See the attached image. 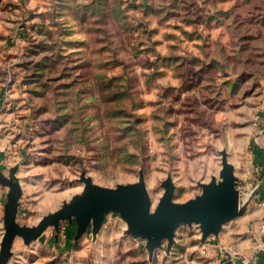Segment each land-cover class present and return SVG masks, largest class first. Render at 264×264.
Listing matches in <instances>:
<instances>
[{
    "label": "rangeland",
    "instance_id": "rangeland-1",
    "mask_svg": "<svg viewBox=\"0 0 264 264\" xmlns=\"http://www.w3.org/2000/svg\"><path fill=\"white\" fill-rule=\"evenodd\" d=\"M256 146L264 159V0H0V171L17 224L81 194L82 173L115 187L142 170L151 211L171 177L187 201L221 179L222 152L240 199L217 236L180 224L169 251L150 256L109 211L95 236L72 217L15 237L6 264H264Z\"/></svg>",
    "mask_w": 264,
    "mask_h": 264
},
{
    "label": "water",
    "instance_id": "water-1",
    "mask_svg": "<svg viewBox=\"0 0 264 264\" xmlns=\"http://www.w3.org/2000/svg\"><path fill=\"white\" fill-rule=\"evenodd\" d=\"M220 180L213 176L209 182L199 183L202 191L195 197L184 201H173L174 184L171 177L162 183L164 192L156 208L151 211V200L146 190L144 174L139 172L138 180L115 187H103L92 183L84 173L80 175L83 191L70 202H64L60 208L49 212L35 226H22L16 223L15 213L20 196L17 184L10 182L0 171V184L10 188L5 205V231L0 243V264H6L10 256V247L15 237H21L30 243L37 239L49 226L58 230L60 220L76 218L77 236L92 224L93 236L100 230L104 216L116 211L126 222V232L134 237L147 239L146 248L151 256L154 249L167 240V251L174 243V234L180 224H198L201 236L218 235L222 226L232 220L239 212V192L235 187L234 166L228 162L222 152ZM12 190L16 191L14 197Z\"/></svg>",
    "mask_w": 264,
    "mask_h": 264
},
{
    "label": "built area",
    "instance_id": "built-area-1",
    "mask_svg": "<svg viewBox=\"0 0 264 264\" xmlns=\"http://www.w3.org/2000/svg\"><path fill=\"white\" fill-rule=\"evenodd\" d=\"M261 169L263 172L262 174L264 176V169L262 167ZM259 232H260L261 237L264 238V215L261 217L260 222H259ZM261 246H264V243H262Z\"/></svg>",
    "mask_w": 264,
    "mask_h": 264
},
{
    "label": "trees",
    "instance_id": "trees-1",
    "mask_svg": "<svg viewBox=\"0 0 264 264\" xmlns=\"http://www.w3.org/2000/svg\"><path fill=\"white\" fill-rule=\"evenodd\" d=\"M256 150H258V151H257L258 153H256V154H257L256 159L258 158L257 161H258V162L260 161L261 163H264V159H263V158H261L262 160L259 159V158L261 157V154L259 153V150H260V149H258L257 146L255 147V152H256ZM255 152H254V153H255ZM262 161H263V162H262ZM260 162H259V164H260ZM262 168L264 169V164H262Z\"/></svg>",
    "mask_w": 264,
    "mask_h": 264
},
{
    "label": "flooded vegetation",
    "instance_id": "flooded-vegetation-1",
    "mask_svg": "<svg viewBox=\"0 0 264 264\" xmlns=\"http://www.w3.org/2000/svg\"><path fill=\"white\" fill-rule=\"evenodd\" d=\"M10 182L14 183L12 180H10ZM15 194H16V191H15V190H12V192H11V196L14 197Z\"/></svg>",
    "mask_w": 264,
    "mask_h": 264
},
{
    "label": "crops",
    "instance_id": "crops-1",
    "mask_svg": "<svg viewBox=\"0 0 264 264\" xmlns=\"http://www.w3.org/2000/svg\"><path fill=\"white\" fill-rule=\"evenodd\" d=\"M0 193H1V190H0ZM1 196H2V194L0 195V207H1V205H2V198H1Z\"/></svg>",
    "mask_w": 264,
    "mask_h": 264
}]
</instances>
